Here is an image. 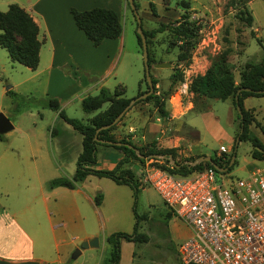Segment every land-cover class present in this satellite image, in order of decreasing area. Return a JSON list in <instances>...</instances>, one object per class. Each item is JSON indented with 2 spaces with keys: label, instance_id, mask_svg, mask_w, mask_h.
I'll use <instances>...</instances> for the list:
<instances>
[{
  "label": "rangeland",
  "instance_id": "374dc122",
  "mask_svg": "<svg viewBox=\"0 0 264 264\" xmlns=\"http://www.w3.org/2000/svg\"><path fill=\"white\" fill-rule=\"evenodd\" d=\"M227 1L135 0L138 6L137 12L142 20V27L145 30H155L162 25H177L184 19V16H187L188 20L193 22L194 25L200 27L199 42L196 48L191 51L188 65H185L183 61H177L176 56L179 51L177 45H180V42L174 39L172 32L168 29L157 32L151 39V47L155 49L157 47L158 56L165 61L168 60L171 65V68L163 66L157 71V90L160 93L168 91L166 102L176 112L180 111V101L183 104L191 102L194 104L195 109L204 106L203 103H199L195 95L189 92V83L195 75L204 73L206 68L211 65L214 57L221 54L225 48H230L227 59L233 68L236 81H238L240 69L246 62H260L264 58V0H250L246 3V7L253 17L251 26H247L244 21L239 19V10L230 8ZM10 3L24 6L29 4L27 0H0V11H5ZM124 3L125 8L124 14L121 13V22H127L128 32L127 29L125 32L131 37L132 44L138 45L135 15L130 5ZM123 26L122 23L121 33L124 32ZM224 37L229 40L228 43L223 40ZM173 43H176V45ZM41 54V65H43L44 48ZM138 57L135 61L131 56L128 59L125 57V74L129 78L127 80H131L133 71L139 70L141 72L142 70V57ZM107 66L108 61L102 57L101 62L94 66L91 72L80 70L76 71V75L84 74L83 77L88 82H95L97 79L99 80ZM177 68L181 69L183 73L182 80L171 85L170 74ZM35 73V70L13 62L9 58L6 49L0 46V112L4 113L13 124V129L3 134L8 135V137L6 136L5 139L0 140V154L5 150V153L9 155L8 158L0 161V184L29 183L30 181L27 172L22 173V176H18L17 170L19 169L14 168L16 170L14 171L12 165L9 167L12 164L10 160H12L15 153L20 168L22 167L24 170H27L25 156L29 157V159L27 157L29 161H33L29 156L25 133L42 135L40 139L44 144L43 149L47 152V155H49L48 150L51 149L52 159L58 163L65 160L68 172L72 173L76 168L75 151L70 150L68 147V151L62 156L60 151L57 150L60 136H51L50 131L54 128L66 137L67 133L64 127H67L77 135L79 133L69 124H65L66 122L62 118L54 116L50 112V108L45 106L44 101L48 97L44 93V75L34 76ZM151 73H154L152 68ZM114 80L115 72H111L105 77V82L110 90L114 88L112 85ZM127 82L128 87L124 86L125 93L127 97L132 98L136 95V88L133 83L131 85L130 81ZM183 84L187 86L186 89H184ZM7 89L15 94H7ZM182 89L185 91H182ZM210 102L209 114L217 120L223 129V134L214 131L210 133L207 130L209 126L207 120L201 121V116L192 112L186 113L184 120L194 123L195 129L199 133L201 143L198 150H200V153L204 156L214 157L221 147L227 149V154L231 152L238 125L236 112L230 100L213 99ZM243 105L245 108L253 107L249 109L254 119L250 125V130L264 142V136L260 130V128H264V97L248 96L244 99ZM132 107L142 110L140 113L147 114L148 117L155 113L151 102L138 103L131 106L127 112ZM64 112L68 117L82 121H85L88 117V114L82 110L80 103H72V105L65 108ZM55 118H57V122H54ZM101 151L98 148V152ZM234 151L235 164L229 171L221 173L223 179L241 178L255 167L264 168V161H257L251 157L249 142H239ZM180 155L181 157L192 156L184 153ZM96 158H99L98 154ZM176 160L180 161L181 159ZM6 163L10 164L6 165ZM144 167L145 165L140 164L138 161H134L131 165V169L139 178L136 192L131 186L117 183L109 177L87 175V178H84V184L92 188L90 190L94 195L101 193L105 197L104 212L101 213V210L98 212L92 205H87L86 202L78 198L81 203V219L52 215V224H64L56 231L58 238L61 236L60 240H64L69 244L77 243V246H79L82 241L79 239L80 233L77 227L83 226L88 230L90 229L97 239L102 240L118 232L131 234L137 220L136 232L141 238L136 241H127L120 238V256L122 253L123 257L121 261L119 259L118 264H180L178 248L188 237L189 228L174 214L167 216L170 209L163 202L158 192L151 185L142 182ZM77 197L78 195H76V199ZM15 206L24 208L23 203ZM50 210L56 212L53 206L50 207ZM101 214L109 218L106 226L102 223ZM76 247H70L71 251L68 257L60 264H108L109 246H105L104 249L102 247L96 250L93 248L85 249L75 259H71V254Z\"/></svg>",
  "mask_w": 264,
  "mask_h": 264
},
{
  "label": "crops",
  "instance_id": "0c3cea01",
  "mask_svg": "<svg viewBox=\"0 0 264 264\" xmlns=\"http://www.w3.org/2000/svg\"><path fill=\"white\" fill-rule=\"evenodd\" d=\"M27 2L29 3L27 6H20L31 15L37 24L39 29L38 39L41 43L39 62L34 69L36 72L34 76L44 75V93L47 97L57 99L61 109L65 110L72 103H80L81 106V100L84 97L97 94L101 87L109 89L105 82V77L111 72H115V80L112 85L114 88L118 85L123 87V96L127 97L125 93V87H128L127 81H130L131 85L133 83L136 88V94L139 89H144L142 82L144 73L143 62L141 72L139 70L133 71L131 80H127L129 78L125 74V57L128 59L131 56L134 58L133 61L138 59V56L142 57L139 45L132 44L131 37L125 32L128 28L127 22H121V13L124 14L125 0H27ZM93 7L114 10L121 25L122 23L124 25V32L119 37L106 38L99 45L94 46L85 34L77 28L70 13L71 8L87 10ZM43 48L44 62L41 65ZM150 49L153 54L150 73L152 68L154 73L151 74L156 78L157 71L161 67L167 66L171 68V65L168 60L165 61L158 56L157 47L155 49L150 46ZM102 57L108 61V66L104 69L99 80L88 82L83 77L84 74H81L82 76L76 75V71L80 70L91 72L93 67L101 62ZM121 60L122 63L120 64ZM198 100L206 106L205 109H195L194 104L191 102L183 104L180 101V111L176 112L169 105L170 115L166 118L148 117L147 114L140 113L142 110L132 107L113 130V133L117 137H129L137 145L155 142L159 147L177 148L179 155L184 153L192 156H204L198 150L201 143L199 141V133L195 129L194 123L184 120L185 114L192 112L200 115L201 121L207 120L209 124L207 130L210 133L214 131L223 134L224 132L217 120L209 114L210 101L213 99L201 98ZM104 106L106 107L107 104L103 105V109L105 108ZM251 108L253 107L246 109ZM50 112L54 116L59 117L56 111L51 110ZM96 112H85L88 117L83 122H86ZM54 122H57V118L54 119ZM65 124L68 123L66 122ZM64 129L67 133L66 137L54 128L50 131L51 136H60L58 140L59 149L57 147V150L64 156L69 147L70 150L75 151L77 158L81 151L82 137L80 134L77 135L74 131H70L71 129L67 127H64ZM6 136L8 137V135H3L0 140L5 139ZM24 136L29 156L33 161H29V157L25 156L27 170H24L22 167L20 168L15 153L12 160H10L12 164L6 163V165L10 164L9 167L12 165L14 171H16L14 168H18V176H22V173L27 172L30 181L29 183L0 184V259L12 262L38 261L39 264H60L68 257L71 251L70 247H76L77 243L69 244L64 240H60L61 236L58 238L56 231L59 227H63L64 224H52V215L81 219L82 210L78 198L86 202L87 205H92L98 212L101 210V213H103L105 197L102 196V201L99 205L94 203L96 194L94 195L92 190H90L92 189L91 187H87L84 184V180L87 177L72 189L63 186L49 188L47 183L52 178L59 176L71 177L74 172H68L65 160L62 163H58L52 159L51 149L48 150L49 155H47V152L43 149L44 144L40 139L42 135L25 133ZM98 148L102 151L98 152ZM221 148L216 153L217 156L220 154ZM224 150L227 152V149L224 148ZM97 154L99 158H96L95 164L90 166L92 169H113L117 161L122 157L120 150L103 146L97 147ZM8 157L9 155L3 150L0 154V161ZM76 195H78L77 199ZM20 203L24 204V208L15 206ZM51 206L55 208L56 212L50 210ZM101 217L103 225L106 226L109 218L104 217V214L103 216L101 214ZM77 230L80 233V241L95 237L94 232L83 226L77 227ZM98 243V247L89 248L96 250L100 247L104 249L105 246H108L106 238L98 239ZM122 246L123 243L121 251ZM122 257L121 253L120 261Z\"/></svg>",
  "mask_w": 264,
  "mask_h": 264
},
{
  "label": "trees",
  "instance_id": "16d2710c",
  "mask_svg": "<svg viewBox=\"0 0 264 264\" xmlns=\"http://www.w3.org/2000/svg\"><path fill=\"white\" fill-rule=\"evenodd\" d=\"M248 1L250 0H228L227 5L230 8H237L239 10V19L244 21L247 26H251L253 17L246 7ZM133 2L136 10H138L135 0H133ZM126 4L129 5L127 1ZM70 13L77 28L85 34L94 46L99 45L102 40L106 38H116L121 35L122 25L117 13L112 9L93 7L87 10H77L71 8ZM183 18L184 19L177 25H162L155 30H145L142 27L147 42L149 68L153 62V54L150 49L152 44L151 39L157 32L165 29L172 32L174 39L180 42V45H177L179 50L176 56L177 61H183L185 65H188L190 62L191 51L196 48L199 42L200 27L189 21L187 16H184ZM38 32V26L31 15L17 3H10L5 11H0V46L6 49L9 58L13 62L22 64L32 70L37 67L39 62V48L41 43L38 39ZM136 37L141 49L140 38L137 34ZM223 40L226 43L229 42L226 37H224ZM173 44L176 45V43ZM229 52L230 48L227 47L221 54L216 55L212 60L211 65L206 68L204 73L197 74L191 79L188 87L189 92L195 95L197 99L230 100V103L236 112L238 131L234 137V144L231 147V152L228 154L224 152L221 156H210L212 161L219 168L228 167L224 172L229 171L235 164L234 159V163L229 166L231 156L235 154V140L237 137L238 143L241 141H247L250 143V155L254 160L264 161V142L250 130V125L254 119L250 110L246 109L243 105V100L248 96L264 97V58L260 62H246L240 69L238 81H236L233 68L230 63H228L227 59ZM150 75L152 78L153 92L144 99L136 101L132 106L141 102H151L152 108L155 110V113L152 116L155 118H166L170 115V108L166 102L168 91L160 93L157 90V79L154 78L151 73ZM182 76L183 73L181 69H174L170 74L171 85L176 83V81H181ZM142 82L144 84V89H139L136 96L142 94L148 89L144 73ZM240 88H249L250 91H240L236 102L235 95ZM6 93L11 95L15 94L8 89L6 90ZM123 94V87L118 85L113 90L101 87L97 94L84 97L81 100L82 110L86 113L97 111L86 122L77 118L68 117L64 110L61 109L57 99L50 97L45 99V106L56 111L58 116L67 122L82 137L81 151L76 159L74 174L71 177L59 176L52 178L47 183L49 188L63 186L72 189L83 181L87 175L93 174L96 176L109 177L117 183L127 184L134 189V192H136L139 178L131 169V165L134 161H138L140 164L145 165L150 159L152 165L175 175L186 176L208 167H212L215 171L219 172L210 162L207 161L193 166L186 163V161H193L199 157V155L181 157L177 151L178 149L174 147H159L155 142L137 145L129 137H117L116 134L113 133V130L123 120L126 113L116 124L109 128L102 129L97 133V138L99 140L121 142L122 145H114L112 143H103L94 140L96 129L103 125L110 124L128 105L130 100L136 97L127 98L123 96ZM104 104H107V106L103 109L102 107ZM236 105H239L241 109V117L236 110ZM205 108L206 106L204 105L199 110ZM260 130L264 136V128L262 127ZM2 138L3 135H0V139ZM125 143L131 145V147H127L124 145ZM98 146L110 147L122 152V157L117 161L113 169L105 170L90 168V166L94 165L96 162V150ZM154 155H162L165 156V158H154ZM169 155L174 160L178 158L181 160L177 165L172 166L167 159V156ZM101 201L102 194L97 193L94 196V203L99 205ZM171 215L172 213L169 211L167 216L169 217ZM136 229L137 220L131 234L118 232L106 237V242L110 248L108 264H118L119 262L120 238L127 241H136L141 238V236L137 234Z\"/></svg>",
  "mask_w": 264,
  "mask_h": 264
},
{
  "label": "built area",
  "instance_id": "2783aa9c",
  "mask_svg": "<svg viewBox=\"0 0 264 264\" xmlns=\"http://www.w3.org/2000/svg\"><path fill=\"white\" fill-rule=\"evenodd\" d=\"M221 173L208 167L175 175L150 159L142 182L189 228L178 248L180 264H264V168L235 179Z\"/></svg>",
  "mask_w": 264,
  "mask_h": 264
},
{
  "label": "water",
  "instance_id": "95a60500",
  "mask_svg": "<svg viewBox=\"0 0 264 264\" xmlns=\"http://www.w3.org/2000/svg\"><path fill=\"white\" fill-rule=\"evenodd\" d=\"M126 1L130 5V7L133 10L134 15H135V19H136V34L139 36L140 41H141V52H142V62H143L144 76H145V80H146L147 85H148V89L145 92H143L142 94L132 98L130 100V102L128 103V105L118 114V116L110 124L103 125V126H101V127L96 129L95 135H94V140L101 141L103 143H112L114 145H122V143L121 142H111V141H106V140H99L97 138V133L100 130H102V129L109 128L110 126L116 124L119 121V119L127 112V110L136 101L144 99L145 97H147L148 95H150L153 92L152 78H151V75H150V68H149V63H148L147 42H146V37H145V35L143 33V30H142L141 18H140L139 14H138V12L136 10V7L134 5L133 0H126ZM243 90L244 91H250L249 88H240V89H238L237 92H236V95H235V101L236 102L238 100L239 92L243 91ZM236 110H237L239 116L241 117V109H240L239 105H236ZM12 129H13V124L11 123V121L8 119V117L4 113L0 112V135H3L5 133L9 132ZM237 143H238V137L235 140V148H236ZM124 145H126L127 147H131V145L126 144V143ZM140 157H142V156H140ZM154 158L163 159V158H165V156L154 155ZM167 159H168L170 165H172V166L177 165L178 162H179L178 160H174L170 155L167 156ZM234 159H235V155L233 154L231 156V159H230V162H229V166L232 165V163L234 162ZM204 161L210 162L215 167V169H217L219 172H224L228 168V167L219 168L212 161L210 156H199L196 159H194L193 161H186V163L193 166V165H196V164L204 162ZM98 245H99V243H98L97 237H93L92 239L82 241V243L78 247H76L74 249V251L72 252L71 259H75L78 255H80L82 250H85V249H87L89 247H98ZM0 264H39V262L38 261L12 262V261H8V260L0 259Z\"/></svg>",
  "mask_w": 264,
  "mask_h": 264
}]
</instances>
